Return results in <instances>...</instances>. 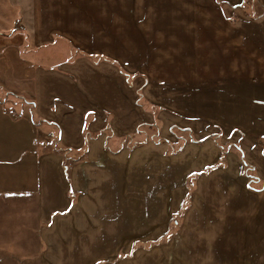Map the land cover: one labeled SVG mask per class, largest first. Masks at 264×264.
Instances as JSON below:
<instances>
[{
    "label": "rangeland",
    "instance_id": "rangeland-1",
    "mask_svg": "<svg viewBox=\"0 0 264 264\" xmlns=\"http://www.w3.org/2000/svg\"><path fill=\"white\" fill-rule=\"evenodd\" d=\"M50 1L56 15L80 5L88 25L132 26L165 52L127 64L138 78L116 131L132 133L131 147L67 160L71 206L49 216L37 199L0 198V264H264V193L253 191L264 181L247 174L264 156L249 73L254 41L264 50V0ZM0 100L21 103L1 90Z\"/></svg>",
    "mask_w": 264,
    "mask_h": 264
},
{
    "label": "crops",
    "instance_id": "crops-1",
    "mask_svg": "<svg viewBox=\"0 0 264 264\" xmlns=\"http://www.w3.org/2000/svg\"><path fill=\"white\" fill-rule=\"evenodd\" d=\"M0 2V90L21 102L20 106H11L0 100V198L11 195L37 199V207L51 208L50 216L53 207L72 205L64 195L70 189V156L106 159L128 150L125 146L119 150L108 146V132L115 140L132 135L116 131L118 117L133 107L135 73L129 66L147 63L165 51L155 52L144 33L137 37L128 33L134 30L132 26L123 31L114 21L88 25L80 5L74 12L75 8L66 6L70 13L61 8V14L56 15L53 1ZM105 10L109 16L116 14L115 7ZM140 26V31L147 29ZM253 48L249 73L255 80L252 120L256 130L264 127L261 39L254 41ZM245 76L246 71L237 72L241 80ZM260 157L261 166L264 156ZM259 165L254 162L252 168L258 181H264ZM80 175L77 168V183ZM253 191L264 193V187ZM260 213L263 226L259 237L264 238V209Z\"/></svg>",
    "mask_w": 264,
    "mask_h": 264
},
{
    "label": "trees",
    "instance_id": "trees-1",
    "mask_svg": "<svg viewBox=\"0 0 264 264\" xmlns=\"http://www.w3.org/2000/svg\"><path fill=\"white\" fill-rule=\"evenodd\" d=\"M3 101H5V100H3ZM111 137H114V136H108V139L110 140V142H111ZM109 140H108V146L111 144V143H109ZM118 140H121V144H123V146H125L126 144H127V146L129 145V147H131L130 146V144H131V142H132V140H133V135H128V136H126V137H124V138H122V139H118ZM123 146H121V147H123ZM120 147V148H121ZM251 167V166H250ZM248 171H247V174H248V176L251 178V179H256V181H257V177H256V175H255V172H254V170L252 169V168H249L248 167V169H247Z\"/></svg>",
    "mask_w": 264,
    "mask_h": 264
},
{
    "label": "snow or ice",
    "instance_id": "snow-or-ice-1",
    "mask_svg": "<svg viewBox=\"0 0 264 264\" xmlns=\"http://www.w3.org/2000/svg\"><path fill=\"white\" fill-rule=\"evenodd\" d=\"M205 139H207V138L205 137ZM97 264H100V262L98 261Z\"/></svg>",
    "mask_w": 264,
    "mask_h": 264
}]
</instances>
